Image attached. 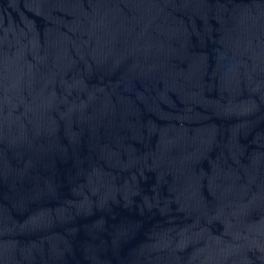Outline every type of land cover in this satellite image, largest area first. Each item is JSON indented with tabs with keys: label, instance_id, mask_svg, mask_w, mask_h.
<instances>
[{
	"label": "water",
	"instance_id": "95a60500",
	"mask_svg": "<svg viewBox=\"0 0 264 264\" xmlns=\"http://www.w3.org/2000/svg\"><path fill=\"white\" fill-rule=\"evenodd\" d=\"M0 264H264V0H0Z\"/></svg>",
	"mask_w": 264,
	"mask_h": 264
}]
</instances>
